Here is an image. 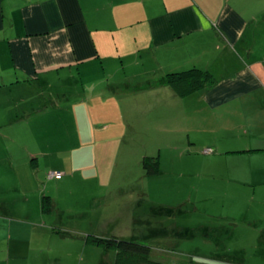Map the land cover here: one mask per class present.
Returning a JSON list of instances; mask_svg holds the SVG:
<instances>
[{"label":"crops","instance_id":"obj_1","mask_svg":"<svg viewBox=\"0 0 264 264\" xmlns=\"http://www.w3.org/2000/svg\"><path fill=\"white\" fill-rule=\"evenodd\" d=\"M191 68L207 70L215 82L186 97L164 84L167 74ZM132 77L145 82L133 86ZM126 83V96L138 92L151 99L141 107L144 117L154 113L177 129L186 112L194 143L205 129L212 158L226 165L228 175L244 179L239 193L249 201L233 199L223 208L220 231L209 213L202 228L213 239L225 230L235 238L241 220L260 247L252 253L242 245L244 256L254 254L257 261L242 256L237 264H264V0H0V94L6 101L0 127L32 142V131L53 126L55 119L69 123L52 98L86 89L108 97ZM77 98V105L87 103ZM41 143L42 148L48 143L44 136ZM34 144L18 143L17 156L25 163L17 178L34 182L27 191L38 206L43 189L28 162L36 163L38 152L44 160L45 155ZM242 159L252 170H237L234 161ZM54 203L58 208L56 197ZM20 230L17 236L0 235V264H58L61 257L44 243L55 233H42L38 261L26 258L35 248L33 237L23 241Z\"/></svg>","mask_w":264,"mask_h":264},{"label":"rangeland","instance_id":"obj_2","mask_svg":"<svg viewBox=\"0 0 264 264\" xmlns=\"http://www.w3.org/2000/svg\"><path fill=\"white\" fill-rule=\"evenodd\" d=\"M144 82L132 77L130 84ZM128 89L126 83L108 97L100 95L101 91L95 96L86 89L85 93L75 90L52 98L69 123L55 119L53 126L32 131V142L0 127V235L17 236L18 228V237L25 241L30 234L35 248L26 258L41 261L36 252L42 245V233H55L44 243L49 245V253L61 257L58 264H115L116 250L87 242V235L141 242L151 246L155 258L175 264L242 262V245L249 246L252 253L260 247L252 228L247 235L249 226L238 220L235 238L225 230L214 240L205 235L202 225L211 214L220 231L218 224L227 213L223 208L233 199L249 201L245 193H239L244 179L234 172L228 175L225 164L212 158L213 153L203 152L208 148L204 145L208 139L205 129L198 130L200 142L194 143V134L186 130V112L177 131L172 123L156 119L154 113L144 117L141 107L151 99L138 92L126 96ZM101 90L106 91L105 87ZM81 95L87 103L77 105ZM3 96L0 94V117L6 108ZM43 136L48 141L44 148ZM18 143H35L34 149H44L45 160L38 152L36 163L32 164V158L28 163L43 189L38 195L50 199L46 205L49 211L45 212L41 203L37 206L35 194L27 191L34 188V182L17 178V169L25 163L17 156ZM147 157L159 158L162 171L149 174L144 166ZM240 162L234 161L240 166L237 170H252L243 159ZM248 189L250 196H256ZM255 203L256 198L250 205ZM55 222L57 227L52 225ZM246 258L257 261L254 254Z\"/></svg>","mask_w":264,"mask_h":264},{"label":"trees","instance_id":"obj_3","mask_svg":"<svg viewBox=\"0 0 264 264\" xmlns=\"http://www.w3.org/2000/svg\"><path fill=\"white\" fill-rule=\"evenodd\" d=\"M214 82L213 75L207 70L191 68L185 71L167 74L164 84L170 86L179 96L186 97L212 85ZM154 159L155 157L152 159L149 157L144 159L145 169L152 175L158 174L160 170L159 158L156 161ZM48 200L50 199L45 198L42 203L45 212L49 211L46 207L49 202ZM48 205L51 204L49 203ZM84 238L92 244L109 249L114 248L117 252L115 264H175L159 257L155 258L152 255L151 246L141 242L123 239L117 236L100 237L98 235H87Z\"/></svg>","mask_w":264,"mask_h":264},{"label":"built area","instance_id":"obj_4","mask_svg":"<svg viewBox=\"0 0 264 264\" xmlns=\"http://www.w3.org/2000/svg\"><path fill=\"white\" fill-rule=\"evenodd\" d=\"M205 152L206 153L211 152V149H206Z\"/></svg>","mask_w":264,"mask_h":264}]
</instances>
